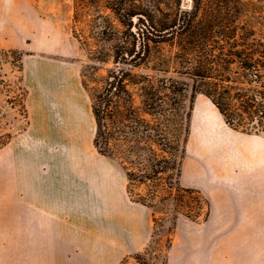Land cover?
I'll list each match as a JSON object with an SVG mask.
<instances>
[{"label": "crops", "instance_id": "obj_1", "mask_svg": "<svg viewBox=\"0 0 264 264\" xmlns=\"http://www.w3.org/2000/svg\"><path fill=\"white\" fill-rule=\"evenodd\" d=\"M22 84L28 125L0 149V263L118 264L144 250L152 212L131 200L126 169L95 148L80 65L29 49ZM227 129L201 139L189 187L210 213L178 219L169 264H262L264 145Z\"/></svg>", "mask_w": 264, "mask_h": 264}, {"label": "trees", "instance_id": "obj_2", "mask_svg": "<svg viewBox=\"0 0 264 264\" xmlns=\"http://www.w3.org/2000/svg\"><path fill=\"white\" fill-rule=\"evenodd\" d=\"M136 1L106 5L124 30L108 16L93 19L92 28L98 27L92 66L97 85L93 93L85 82L83 86L92 101L96 150L126 169L130 198L152 210L155 224L146 248L120 264H169L173 240L169 237L158 255L157 237L173 233L178 216L164 229L157 218L160 208L172 205L177 210L196 201L208 207L205 219L210 213L200 191L180 182L194 100L203 94L230 128L264 135V41L255 38L247 0H191L190 9L179 5L173 12L161 10V15L141 11ZM88 4L76 0V21ZM110 62L106 74L98 75L100 66ZM142 186L147 191L135 194Z\"/></svg>", "mask_w": 264, "mask_h": 264}, {"label": "rangeland", "instance_id": "obj_3", "mask_svg": "<svg viewBox=\"0 0 264 264\" xmlns=\"http://www.w3.org/2000/svg\"><path fill=\"white\" fill-rule=\"evenodd\" d=\"M88 1H90V4L83 7L79 21H76V0H0V146L2 143L7 142L10 137L13 139V137L24 131L28 125V116L24 104L26 90L22 84V57L29 49L35 50L36 53H46L77 62L81 67L82 82H85L93 93L97 85L92 77V66L95 65L93 59L96 56L94 51L98 27L96 29L92 28V21L98 18L99 14L108 16L116 27L124 30L125 26L106 5L111 4L110 6L117 7L119 5L122 7L120 2L126 4L130 0ZM247 1L252 3L250 14L254 19V26H256L255 38L264 41V0ZM153 2H160V5L159 3L154 5ZM164 2L168 1L139 0L136 1V4L140 6V10L143 12L151 13L152 9L157 10V15H161V10L164 11V9L173 12L179 8V5L183 10L192 7L191 0H170L169 9L165 7ZM153 6H155V9ZM133 8L127 12L133 11L135 9ZM141 17L146 21V17ZM132 20L136 24L139 18L136 16ZM127 22L129 23L130 20H127ZM112 66V62L100 66L101 69L97 74H106V70ZM210 102L209 98L199 94L193 103L180 180L186 188H191L189 187L191 170L192 166L196 165V157L201 155V139L206 136L208 131L212 134V131H218L225 126L230 128L220 112ZM190 106L191 102L188 100L186 107ZM204 119H209L210 125L200 126ZM226 132L236 136L244 135L250 141L253 140L257 147L260 144L264 145V135L246 134L232 128L227 129ZM255 160L256 167L259 168V158L256 157ZM257 171L260 172V169H257ZM146 191V186L134 189L135 194L145 193ZM160 196H163V194L161 193ZM202 196L204 197V195ZM204 198L206 199V197ZM207 210L208 207L204 202L200 207L196 201L190 202V205L180 206L177 210L172 205L162 206L157 218L159 224H163L165 229L169 226L170 219L174 214H177L178 219L185 217L193 220L190 217H195L197 221H200L205 220ZM152 225L153 234L154 220ZM174 233L175 230L171 234L165 232L157 237L156 252L158 255L162 254L169 237L172 238L174 243ZM262 251V264H264V237L262 239ZM124 257L120 259L118 264ZM130 264H135V262L131 260Z\"/></svg>", "mask_w": 264, "mask_h": 264}, {"label": "bare ground", "instance_id": "obj_4", "mask_svg": "<svg viewBox=\"0 0 264 264\" xmlns=\"http://www.w3.org/2000/svg\"><path fill=\"white\" fill-rule=\"evenodd\" d=\"M210 104L218 111V109L215 107V105L212 103V102H210ZM65 113V112H64ZM248 148V149H247ZM246 149H245V151H244V161H243V163H244V169H245V171L247 172V171H249L250 170V168H251V165H250V163H251V161H250V158H251V149L249 148V146L247 147ZM257 149V147H255V150ZM259 158V157H258ZM259 170V169H258ZM0 255H1V253H0ZM2 255H4V254H2ZM1 257V256H0ZM2 257H4V256H2ZM0 258V262H1V260H4V258ZM6 260V259H5ZM4 262V261H3ZM6 262V261H5ZM0 264H2V263H0Z\"/></svg>", "mask_w": 264, "mask_h": 264}]
</instances>
